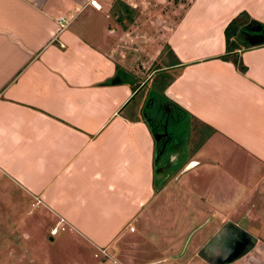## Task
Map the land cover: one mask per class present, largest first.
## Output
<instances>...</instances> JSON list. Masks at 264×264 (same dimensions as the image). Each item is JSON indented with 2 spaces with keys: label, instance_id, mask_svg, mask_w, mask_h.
Instances as JSON below:
<instances>
[{
  "label": "crops",
  "instance_id": "obj_1",
  "mask_svg": "<svg viewBox=\"0 0 264 264\" xmlns=\"http://www.w3.org/2000/svg\"><path fill=\"white\" fill-rule=\"evenodd\" d=\"M135 2L0 0V187L19 191L34 207L30 214L39 208L40 216L65 226L50 239L65 233L80 246L86 241L110 255L136 232L129 228L134 220L144 227L137 239L148 237L146 223H161L158 234L166 238L161 248L175 252L177 236L166 226L182 217L167 215L165 205L171 207L170 200H180L181 193L184 199L201 196L199 188L197 193L186 186L187 178L180 180L181 173L169 180L180 151L168 142L166 148L160 145L164 130L154 121L161 109L150 112L154 92L150 89V101L139 106L135 77L129 81L121 66L127 63L125 34L112 23L110 10L117 5L121 21L128 10L123 7ZM83 7L87 12L79 19ZM172 10L182 13L177 19L171 15L166 43L179 63L168 66L176 73L163 94L182 119L165 131L177 130L186 150L191 122L197 131L210 132L193 156L185 152L180 172L197 177L196 167L211 161L213 176H222L234 151L256 160L251 171H263L264 0H186ZM240 11L251 19L237 33L247 45L237 49L244 73L220 58L225 25ZM60 19L67 23L64 28ZM214 143L216 149L208 150ZM160 149L167 152L161 165ZM219 152L227 153L225 159L214 155ZM160 170H167L165 182L164 177L155 182ZM159 195L165 203L152 220L147 212ZM207 196L200 198L202 206L193 199L189 207L195 202V208L186 209L200 222L208 220L206 205L214 206Z\"/></svg>",
  "mask_w": 264,
  "mask_h": 264
},
{
  "label": "rangeland",
  "instance_id": "obj_2",
  "mask_svg": "<svg viewBox=\"0 0 264 264\" xmlns=\"http://www.w3.org/2000/svg\"><path fill=\"white\" fill-rule=\"evenodd\" d=\"M166 1L137 0L134 3L135 7H123V9L127 8L128 10L127 12L123 11L121 21L118 20L120 17L118 6H112L110 10L113 17L112 23L120 24L122 28L120 33L125 34V41L123 42L126 44L125 60L127 63H122L121 66L126 68L129 81H132L129 76L135 77L133 81L139 87L136 91L138 95H135L139 106L141 104L145 106L147 100L150 101L149 96H147L148 92L150 89L153 90L154 79L161 72H165L169 77L176 73L165 66L171 60V56L168 55L166 36L167 31L172 27L173 17L171 15L175 14L174 16L177 19L182 11L178 10L180 11L178 12L176 10L175 12L172 10L171 13L169 12L178 2L182 3L186 0H169L172 2L164 3ZM86 10L84 7L82 8L79 19L87 12ZM66 21L69 20L66 19ZM157 66H160V69L153 70ZM153 94L152 97H155L159 102L163 100L170 103L166 96L163 97L160 92L156 95ZM138 112L140 113V111ZM144 113H149V110H144ZM159 114H162V117L154 121L155 126L160 124L162 127H166L168 126L167 123L169 125L170 122L177 123V121H172L171 116L167 117L170 113L164 114L160 111ZM177 115L182 117V113L179 111ZM163 120L166 123L164 126ZM184 121H186L185 118ZM183 122L180 124H183ZM173 124L170 126L171 129L175 127ZM194 125L196 123L191 122L188 127V151L185 149L186 147L182 149L181 143L177 141V137H180L176 133L177 130L169 135L165 133L161 140L163 144H160L166 148L168 142L173 146V150L180 151L179 154L182 156L181 159H176L172 165L174 172L172 177L175 173L177 175L181 173L180 180L184 181L187 178L185 182H188V185L186 186L190 188L191 192L198 193L196 187L201 191L199 197H189L185 194L186 200L183 198L184 194L181 193V199L178 201L171 197L173 199L170 200L171 207H168V204L165 205L164 212L167 215L172 216V218L178 217V215L182 217L180 220L176 219L178 222H172L166 226V232L169 231L170 234L174 233V236H177L176 240H173V247H176L175 252L172 250L165 252L161 248L165 245L166 238L158 234L161 223L155 221L146 223V235L148 237L137 239L140 234L139 231L144 230V227L143 223H139V220H134L131 225L136 228V232L131 233V236L129 235L131 239L119 241L118 246L121 249L115 250L112 255L108 254L107 250L103 252L104 250L94 249L86 241H82L84 243L80 246V242L76 243L75 239L65 233H59L53 239H50V229L58 222L56 223L53 219L49 222L40 216L37 213L39 208L36 210V214H30L34 207H31V202L19 195V191L0 187V264H100V261L101 264H104L103 259L104 261L112 259L110 261L112 263L106 264H148L150 262L164 264L165 261L170 262V264H210L209 260L203 256L201 257L197 252L203 245L208 243L207 251L214 253L215 251H212V249L216 246V238H227L230 232L233 233V231L236 232V237L239 238L237 247H239L238 251L240 252L234 257L237 260H234L231 264H264V170L260 171L258 169V171H255V168L251 171V166L257 163L256 160L240 152L238 154L236 151L230 152L228 158L225 159V154L227 156L228 151L227 153H214L217 158H223L226 161V172L222 176H213L215 163L211 161H205L206 163L196 167L195 170L199 171L197 177H192L191 171L180 172V168L186 166H183L185 161L182 159L186 155L185 152L187 151V155L193 156L199 145L206 139V135L210 134L204 127H202V131H197ZM214 145L215 143L208 146V150L214 151L216 149ZM162 151L159 150L158 156L161 157L158 160L156 159L160 165L165 162L163 153L166 151ZM215 156L211 157L215 158ZM162 177H164L165 182L167 180L166 175H161L160 178ZM157 179L159 178L156 176L155 182ZM228 187H231V189L228 190ZM219 193L228 198L222 201ZM205 195H208L207 201H210L214 206L206 205L207 211L204 216L208 220L200 222L198 217H195L197 214L192 216L189 213L188 215L189 209L193 210L195 208V202L190 207L189 203L190 200L195 199L199 206H202L200 198ZM204 201H206L205 198ZM218 202L222 204L219 205ZM164 203L163 197L159 195L157 201L152 205V210L147 212L152 220L156 219L155 214H157L159 205L162 206ZM188 207L189 209L186 211ZM59 224L62 223L59 222ZM127 231L129 232L128 226ZM181 231L182 234H180ZM241 237L244 239L245 237L252 238V243L248 242V246H245L244 242L246 241L240 239ZM179 247L182 248L181 250H185L182 256L178 251ZM224 263H227V261Z\"/></svg>",
  "mask_w": 264,
  "mask_h": 264
},
{
  "label": "trees",
  "instance_id": "obj_3",
  "mask_svg": "<svg viewBox=\"0 0 264 264\" xmlns=\"http://www.w3.org/2000/svg\"><path fill=\"white\" fill-rule=\"evenodd\" d=\"M251 19L244 12H238L234 17H232L225 25L224 29V38H225V53L220 56L221 59L225 61H230L233 66L241 73L245 72V66L241 61L240 54L237 52L240 45L247 47L244 41L240 42L237 38V33L245 24L249 23ZM243 43V44H242ZM168 55L171 56V60L165 64L166 67L178 64V59L174 55L170 46L167 45ZM160 69V66L154 67L153 70ZM172 81V77L167 76L165 72H161L159 76L154 79L153 82V90L152 92L158 93L160 92L164 97V90ZM132 89L135 91L136 86H133ZM152 95H154L152 93ZM156 95V94H155Z\"/></svg>",
  "mask_w": 264,
  "mask_h": 264
},
{
  "label": "flooded vegetation",
  "instance_id": "obj_4",
  "mask_svg": "<svg viewBox=\"0 0 264 264\" xmlns=\"http://www.w3.org/2000/svg\"><path fill=\"white\" fill-rule=\"evenodd\" d=\"M152 99H154V98H152ZM153 107L150 109V112H153V110H154V108L155 107H158L159 109H161V113L162 112H164V114H169L170 113V115L169 116H167L168 118L171 116L172 118V121H174V122H176L177 121V123L176 124H173L172 122H170V125L167 123H164L163 122V126L166 124V125H168V126H166V127H163V130L165 129V128H167V127H170L171 126V124H173V126H175V125H178V121H180V120H178L179 118H181V117H179L178 115H177V112L179 111L178 110V108H176L175 106L174 107H172V106H170L169 105V103L168 102H164L163 100H162V102H159L157 99H154L153 101ZM169 105V106H168ZM158 108H155L156 110L158 109ZM149 110V109H148ZM176 111V112H175ZM152 115V114H151ZM162 117V114H159L156 118L159 120L160 118ZM165 121V120H164ZM184 122H186V121H184ZM172 126V127H173ZM185 126H186V124H185ZM172 129H170V131H171ZM170 131H168V132H166L165 130H164V134L166 133L167 135H168V133H170ZM163 155H165L164 157H165V160H166V158H167V152H164L163 153ZM169 171H172L169 175H170V178L172 177V175H173V168H171ZM169 171H168V173H169ZM160 174L158 175V178L159 179H161L160 177H161V175H162V173H163V175L162 176H164V174L166 175V173H167V170L166 171H161L160 170V172H159ZM167 177H168V175H167ZM166 177V178H167ZM226 232V231H225ZM221 234H222V232H221ZM227 234V233H226ZM225 234V235H226ZM231 237V238H230ZM221 238V239H220ZM220 239V240H219ZM240 239H244L243 237H241ZM219 240V241H218ZM238 240H239V238H238V236L236 237V232L235 231H233V233L232 232H230V235L229 236H227V238L226 237H218V238H216V246L214 247L215 248V250H213L212 249V251H215L214 253H209L207 250V248H208V243H206L205 245H203L201 248H200V250L197 252V254H199V255H201V257L203 256L204 258H206L207 260H209L211 263L210 264H223V262H225V261H227V263H224V264H231L234 260H237L236 258H234L236 255H238V253L240 252V251H238V248L239 247H237V242H238ZM240 244H241V242H239ZM245 247V246H244ZM243 247V248H244ZM242 248V247H241ZM182 249V248H181ZM179 250L180 251V253H181V256L182 255H184L183 253H184V251L183 250ZM208 252V253H207ZM179 254V253H178ZM177 254V255H178ZM213 256V257H212ZM234 258V259H233Z\"/></svg>",
  "mask_w": 264,
  "mask_h": 264
},
{
  "label": "built area",
  "instance_id": "obj_5",
  "mask_svg": "<svg viewBox=\"0 0 264 264\" xmlns=\"http://www.w3.org/2000/svg\"><path fill=\"white\" fill-rule=\"evenodd\" d=\"M93 4L95 5V2L94 1H93ZM58 23H59V25H60L61 28H64L67 25V23H66V21H64V19L58 20ZM64 229H65V226L63 224L57 223L54 227H52L50 229V235H55V234L58 233L59 230H64ZM130 230L133 231L134 230V227L133 226H130Z\"/></svg>",
  "mask_w": 264,
  "mask_h": 264
},
{
  "label": "water",
  "instance_id": "obj_6",
  "mask_svg": "<svg viewBox=\"0 0 264 264\" xmlns=\"http://www.w3.org/2000/svg\"><path fill=\"white\" fill-rule=\"evenodd\" d=\"M151 95V97H152V94H150ZM215 240V239H214ZM246 242H244V245L245 246H248V242H250V244L252 243V238H248V237H245V239H244Z\"/></svg>",
  "mask_w": 264,
  "mask_h": 264
}]
</instances>
